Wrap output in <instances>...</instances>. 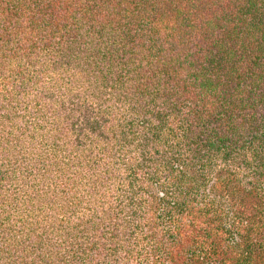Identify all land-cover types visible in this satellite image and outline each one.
<instances>
[{
  "label": "trees",
  "instance_id": "trees-1",
  "mask_svg": "<svg viewBox=\"0 0 264 264\" xmlns=\"http://www.w3.org/2000/svg\"><path fill=\"white\" fill-rule=\"evenodd\" d=\"M1 103L0 264H264V0H0Z\"/></svg>",
  "mask_w": 264,
  "mask_h": 264
},
{
  "label": "rangeland",
  "instance_id": "rangeland-1",
  "mask_svg": "<svg viewBox=\"0 0 264 264\" xmlns=\"http://www.w3.org/2000/svg\"><path fill=\"white\" fill-rule=\"evenodd\" d=\"M17 106H14V108L16 107H20L18 104H16ZM5 105L3 103L0 104V113L4 112L3 109H4ZM21 110L19 108H17L16 110H14V113L15 114H18ZM13 211V208L12 210L9 212V215L11 214V212ZM55 211V210H54ZM29 227V232H28V236L29 238H27L25 235L22 236V239L27 243L28 241L32 240V237H33V233H32V228L34 226H28ZM16 231H18L17 229H15ZM21 236V234H20ZM35 255V254H34Z\"/></svg>",
  "mask_w": 264,
  "mask_h": 264
}]
</instances>
